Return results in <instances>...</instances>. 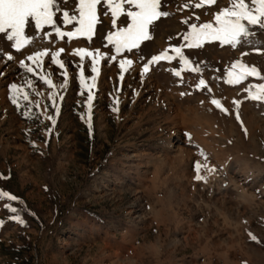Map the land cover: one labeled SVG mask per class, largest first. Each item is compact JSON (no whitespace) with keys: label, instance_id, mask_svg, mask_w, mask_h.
<instances>
[{"label":"rangeland","instance_id":"1","mask_svg":"<svg viewBox=\"0 0 264 264\" xmlns=\"http://www.w3.org/2000/svg\"><path fill=\"white\" fill-rule=\"evenodd\" d=\"M185 2L195 0H166L164 10L172 15L150 29L153 38L115 61L107 58L116 55L106 40L107 31L115 30L109 28L110 12L100 15L103 28L97 26L91 41L60 40L55 34L51 42L41 39L51 26L19 52L13 42L0 39V191L18 197H0V264H264V102L245 99L244 90L264 80L225 82L238 59L264 75V48L256 52L247 42L235 48L219 42L184 48L200 72L175 76L177 58L150 65L147 75H140L151 56L185 43V18L206 22L229 5L218 0L194 9L183 8ZM106 8L98 6V15ZM57 15V26L74 30L75 22L63 25L62 13ZM125 26L118 20L117 27ZM25 33L32 34L29 28ZM249 39L256 48L264 43V35ZM82 47L107 54L92 88L91 128L88 89L79 83L80 58L72 55ZM43 48L65 49L59 57L67 68L65 87L63 70L50 58L38 72H50L54 88L20 66L21 60L31 64L27 56ZM124 58L133 64L126 65L121 80ZM90 65L85 58V77L93 75ZM201 78L211 93L195 87ZM12 83L20 89L19 106L12 103ZM51 92L57 94L58 114ZM213 97L228 113L211 104ZM233 100L242 101L240 120ZM196 162L215 171L202 168L206 180L197 181Z\"/></svg>","mask_w":264,"mask_h":264},{"label":"snow or ice","instance_id":"2","mask_svg":"<svg viewBox=\"0 0 264 264\" xmlns=\"http://www.w3.org/2000/svg\"><path fill=\"white\" fill-rule=\"evenodd\" d=\"M166 0H0V39H5L11 43V47L18 52L24 49L25 46L31 45L36 36L35 33L45 29V26H51L52 31H44L41 39H48L51 42L53 34L60 40L65 38L68 41L79 38H86L91 41L95 35L97 26L103 28V20L100 15L107 16L108 12L111 13L109 28H115L114 31H107L106 40L107 44L113 45L116 55L107 56L108 59L115 61L117 55L121 53H131L135 49L141 47L145 41L151 40L153 37L150 35V29L154 28L156 22L161 18H167L172 15L170 11L164 10ZM218 0H195V2H185L183 8L200 9L207 6L217 5ZM107 6L106 10L98 15V6ZM125 5L134 6L125 9ZM58 13H62L63 25H73L75 22L74 30H62L58 25ZM195 19L199 21L200 17L196 16ZM118 20L121 24H126L125 27H117ZM191 18H185L182 23L188 26V30L183 35L185 43L179 46H170L159 53L153 55L143 65L140 73L141 76L147 75L150 71V65H155L161 61H173L179 58L180 68L171 69L172 73L181 77L182 72H200L201 68L198 62L189 59L184 48L188 49H203L205 44L212 42H219L223 45H229L233 48L242 45L243 43L253 44V50L260 52L264 48V43L260 48L255 47V41L250 40V37L264 35V0H229V5L220 7L213 14V19L202 23H191ZM34 24V27H33ZM29 28L32 34L26 35L25 29ZM255 29H259L257 32ZM65 52L64 48L56 51H51L49 48L36 50L27 56V61L31 64H26L24 60L20 61V66L28 73L39 75V79L47 84L50 88H54L51 73L39 74L38 70L42 69L45 58H50V63L58 66L63 70L61 75L65 78L64 84L67 85V68L62 59H59L62 53ZM172 54H169V53ZM247 55L248 53H243ZM72 55L80 58V64L77 67L79 71V83L83 88L88 89L86 106L88 108V123L91 128V108L94 99L92 88L95 87V81L99 75L100 60L107 55L103 53L100 48L91 50L89 48H76L73 50ZM90 58L91 65L90 71L93 74L91 77L84 75V60ZM3 59V56H0ZM7 60L12 61V55H7ZM133 61L131 59H120L119 66L121 68L120 79L123 80V72L127 71V66H131ZM249 77H259L264 80V75H261L260 70L256 66H249L242 60H236L228 69L225 82L230 85L241 84ZM91 80V84L87 83ZM183 82V81H182ZM31 86L33 81H27ZM12 92V103L18 105V94L20 89L16 83L10 86ZM198 90H206L208 93L212 92L206 81L201 78L195 85ZM247 96L245 99H250L257 102H264V83L249 84L245 89ZM39 94V93H37ZM83 95V92L81 93ZM188 93H181L186 95ZM56 93L51 92L50 98L52 99V107L59 113V107L56 104ZM23 99L28 100L27 92L23 93ZM62 100L63 97L61 96ZM114 102L118 105L119 99L115 98ZM211 104L216 108L228 113V109L224 107L220 99L213 97ZM203 103V102H202ZM233 104L237 109L236 119L240 120L239 107L242 104L241 100H233ZM113 111H118L114 107ZM24 115H30L25 112ZM53 124L55 119L53 116L47 117ZM242 123V121H241ZM247 129H245V132ZM191 137L189 136V139ZM203 155V153H201ZM207 168L209 172H214L215 168H209L206 164L200 162L195 163L194 177L197 181H205L206 177L201 175V169ZM0 197H7L9 200H17L18 197L10 194L7 191H0ZM6 208H11L12 213H16V209L10 204L5 205ZM11 220L24 223L19 215L10 216ZM4 223L0 220V226ZM250 239L257 241V237L249 233Z\"/></svg>","mask_w":264,"mask_h":264},{"label":"bare ground","instance_id":"3","mask_svg":"<svg viewBox=\"0 0 264 264\" xmlns=\"http://www.w3.org/2000/svg\"><path fill=\"white\" fill-rule=\"evenodd\" d=\"M179 149V148H178ZM177 150V149H176ZM180 150H178V152H179ZM182 152V151H181Z\"/></svg>","mask_w":264,"mask_h":264}]
</instances>
